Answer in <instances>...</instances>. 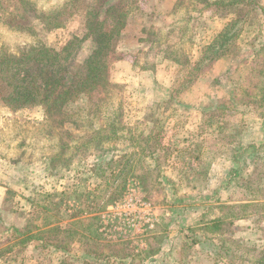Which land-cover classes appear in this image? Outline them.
Returning <instances> with one entry per match:
<instances>
[{
    "label": "rangeland",
    "instance_id": "374dc122",
    "mask_svg": "<svg viewBox=\"0 0 264 264\" xmlns=\"http://www.w3.org/2000/svg\"><path fill=\"white\" fill-rule=\"evenodd\" d=\"M72 1L31 0L36 11L46 13L63 11ZM246 1L233 8L236 14L224 7L228 0H136L122 35L124 66L113 76L124 85L107 96L108 113L123 104L125 128L118 131L121 139L103 145L129 151L133 144L145 145L142 137L151 130L150 142L158 147L153 158L136 156L135 175L127 173L124 194L100 210L101 224L83 218L72 235H51L43 244L26 239L36 233L42 213L55 212L54 225H73L74 205L87 202L81 193L103 191L92 165L116 154L73 153L69 145L80 144L110 119L83 115L76 124H59L37 107L13 112L0 105V247L9 246L0 253V264H259L264 255V0ZM73 2L82 7L91 0ZM231 17L243 21L227 53L200 61L204 47ZM80 24L74 14L63 27L48 30L34 13L10 9L0 16V47L17 53L45 41L59 48L83 35ZM146 35L149 40L138 41ZM80 49L69 61L67 85L93 43L88 39ZM132 63L138 66L131 68ZM65 142L71 166L47 168L48 158ZM77 170L80 182L74 181ZM72 188L79 196L53 194ZM230 204L246 205V216L230 217Z\"/></svg>",
    "mask_w": 264,
    "mask_h": 264
},
{
    "label": "trees",
    "instance_id": "16d2710c",
    "mask_svg": "<svg viewBox=\"0 0 264 264\" xmlns=\"http://www.w3.org/2000/svg\"><path fill=\"white\" fill-rule=\"evenodd\" d=\"M73 1L70 5L63 6L64 12L52 11L46 13L36 11L37 9L33 6L31 0H0V16H5L10 9H12V12L15 11L27 16L34 13L36 19H39L45 28L52 30L63 27L64 22L76 14L80 19L81 28L84 29V33L79 39L73 37L59 48L45 41H37L34 44L27 45L17 53L9 52L0 47V105L13 112L37 107L43 111L46 117L59 124L63 122L76 124L77 119L83 115L100 117L105 114V118L110 119L108 125H105L102 130L95 131L87 136V139L81 141L80 144L69 145V147H72L73 153L82 152L85 155L91 149L92 153L96 151L99 154H104L113 151L116 154L112 155L111 159L103 165L99 163L91 164L95 167V171L98 170L96 174L99 172V178L103 180V191L100 194L94 192L92 194L88 190L81 193L80 196L86 197L87 202L83 201L80 208L78 205H74L73 212L70 214L75 219L72 223L73 228V225L65 227L54 225L50 219L55 217L50 218V216H56L55 212H52L51 215L46 212L42 213L40 219L42 223L37 226L36 233L26 238L36 239L42 244L44 241L47 242L46 240L49 238L51 239V235H72L74 229L81 226L83 218H88L89 225L94 224V221H99V224H101V217L98 215L100 210L124 194L127 182V176L125 175L127 173L135 175L134 163L136 156L153 158L158 147L156 142H150L151 137H154L151 130L147 133V138L142 137L145 145L133 144L131 145L132 149L129 151H120L115 146L106 147L103 145L106 141L121 139L122 136L117 135L118 131L125 128V125L121 123L122 117H124L123 104L119 101L118 105L108 113L107 96L120 84L124 85L120 81H114L113 76L114 72L119 71V68L124 66L123 57L120 55V53H125L121 51L122 35L123 30L130 23L134 10L138 7L136 0H91L82 7L75 6L76 2ZM246 2V0H228L227 3H223L224 7L228 8L230 12L237 14L234 9L245 5ZM214 3L222 5V3H216L215 1ZM241 20L243 21L241 18H228V21L204 47L205 50L201 53L200 61L209 59V56L212 59L224 56L230 45L234 43V36L239 31L238 25L242 22ZM88 39L93 43V50L77 63L73 72L74 82L67 85L66 75L69 61L73 59L75 52L80 48V50H83ZM143 40H149L147 35L138 39V41ZM164 58H170V56L164 55ZM157 60L160 61L163 58H157ZM200 61L194 62V66L198 65ZM137 66V63H132L130 67L135 69ZM142 67L148 68L147 66ZM119 118L120 124L117 125L116 120ZM147 121L149 120L147 119ZM101 131L107 133H101ZM131 140L134 142L136 139ZM60 146L61 151L48 158L47 168H56L58 164L62 168L71 166L73 155L65 157L64 154L66 147H68L67 142L62 143ZM136 146H138V151ZM86 171L88 174H93V168L88 169L87 167ZM79 173H82V171H76L77 178L74 181L80 182ZM53 194L56 196H79L76 188H72L70 192L54 191ZM95 199H99L97 204H93ZM52 201L51 199L49 202ZM245 206L244 204L227 205V209H230L228 215L237 219L245 217ZM58 222L55 221V223ZM215 222L222 221L216 219ZM26 226L23 235L27 236L30 231L25 230ZM44 246H47V244H44ZM8 249L9 246L0 247V253ZM258 263L264 264V255L258 260Z\"/></svg>",
    "mask_w": 264,
    "mask_h": 264
}]
</instances>
